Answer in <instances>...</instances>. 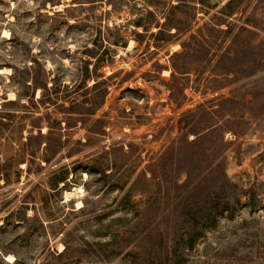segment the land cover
<instances>
[{"label":"rangeland","instance_id":"1","mask_svg":"<svg viewBox=\"0 0 264 264\" xmlns=\"http://www.w3.org/2000/svg\"><path fill=\"white\" fill-rule=\"evenodd\" d=\"M227 1L0 0V264H264V113L246 105L264 70L241 74L264 48V0ZM227 19L258 28L235 59ZM201 108L227 119L229 182L193 189L167 149L194 153ZM205 207L231 215L188 248Z\"/></svg>","mask_w":264,"mask_h":264},{"label":"trees","instance_id":"2","mask_svg":"<svg viewBox=\"0 0 264 264\" xmlns=\"http://www.w3.org/2000/svg\"><path fill=\"white\" fill-rule=\"evenodd\" d=\"M237 0H228L225 4V7H230L234 2ZM76 1H73L75 3ZM80 2V1H77ZM60 12V11H58ZM234 14H236V11H228V16L232 17ZM226 28L221 29L218 28V30L223 31L226 35L231 37V40L226 48L225 55L230 59H235L237 55V48L240 46V39L243 36V34L246 33H252L255 35H258L257 33V27L255 25H240L238 29L233 33L232 28V22L228 21V19L225 21ZM136 26H144L142 23H139L137 21ZM174 28L173 32H170L171 34H179L183 32L185 29H180L177 26H172ZM170 30V29H169ZM162 30L159 29L157 33H161ZM264 40V37H263ZM258 50L257 58L254 60V64L250 65V59H245L242 67H241V74L248 76L254 72L264 70V48H261V45L258 44ZM233 54V55H232ZM248 58V57H246ZM231 72H235L236 70L227 69L226 70V76L230 74ZM43 89L45 87H42ZM251 99L246 101L247 110L253 112L252 114L256 113H264V82L258 86H256L251 92ZM46 100H40L42 104L48 103L49 100L51 101V97H47ZM16 99V98H15ZM15 99L7 100L6 102L12 103ZM233 101L232 97L224 98L218 102V105L221 106L223 103L231 102ZM95 104V103H94ZM72 105L68 107V109H72ZM256 112V113H254ZM213 113L211 110L209 111L207 108H201L197 111H191L189 114H187V124L193 123L198 124L201 121H204V128H202L200 131H193L194 137L190 139L189 143L191 147L195 146L194 153L190 155V157H187V155H184L183 153V146L182 141L180 140L178 142V145H172V147L168 148L167 150H171L174 153V158L176 157L175 161L176 164L180 167L181 171L185 173L186 179L188 181L192 180L191 183H194L193 189H198L200 187L201 183H204L206 179L208 178H214L216 183H224L229 182L227 174H226V167H225V157H224V151L226 148V143L223 140V132L225 131L226 122L227 119L224 116H222V119L220 121H216L213 123V121H208V118L210 117V114ZM70 114V113H69ZM69 118V117H68ZM66 119L65 123L66 125H70V119ZM55 124H59V121H54ZM53 127V126H51ZM30 138V136H29ZM175 146V147H174ZM59 151V149L51 150V154H55ZM49 157L45 159V161H48ZM193 161L192 164L189 167H186L187 165H184L183 161ZM213 166L211 169L210 167ZM188 168L186 170H183L182 168ZM66 179V177L62 176L59 177L56 185H58L59 182H63ZM188 196L183 198L181 201V205H185L186 201H188ZM207 199V201H206ZM198 203H200L202 200L204 203L209 202L208 197L199 198L197 199ZM225 212H229L228 209H226ZM223 210L215 209L212 207H205V208H199L197 211V215L194 217V220L192 222H189L188 225L185 227L184 235L186 236L185 239V245L189 248L192 247L194 242L198 239L199 236L202 234V227L207 226H213L218 217L221 214L225 213ZM231 215V213H228ZM182 212L175 213L173 218V223L176 224L180 221V217L182 216ZM174 230H176V226H174ZM65 248V247H64ZM62 252V251H61ZM60 252V253H61ZM168 257V255H167ZM167 260V259H166ZM167 264H172V260H167ZM15 262L17 263V258L15 259ZM131 264H142L141 259H133ZM163 264H166L164 262Z\"/></svg>","mask_w":264,"mask_h":264},{"label":"bare ground","instance_id":"3","mask_svg":"<svg viewBox=\"0 0 264 264\" xmlns=\"http://www.w3.org/2000/svg\"><path fill=\"white\" fill-rule=\"evenodd\" d=\"M4 33L7 34V32H4ZM0 72H2V73H7V72H9V68H6V67H5V68H1V69H0ZM14 97H15V96H14V93H13V92H10V93H9V99H14ZM7 257H8V260H9V261L12 260V259H11V258H12L11 255H8Z\"/></svg>","mask_w":264,"mask_h":264}]
</instances>
